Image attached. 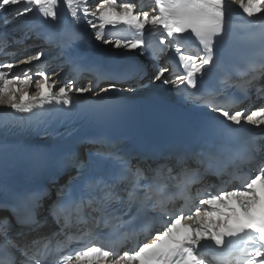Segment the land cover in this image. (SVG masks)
Wrapping results in <instances>:
<instances>
[{"label": "snow or ice", "instance_id": "1", "mask_svg": "<svg viewBox=\"0 0 264 264\" xmlns=\"http://www.w3.org/2000/svg\"><path fill=\"white\" fill-rule=\"evenodd\" d=\"M235 3L248 17L264 16V0ZM88 4L0 0V10L15 7V18L22 20L16 35L0 33V55L13 61L0 62L6 115L35 117L38 123L71 120L76 95L99 101L134 89L142 67L87 62L78 47L86 43L78 29L83 21L95 40L138 50L157 64L174 55L182 74L158 66L149 83L171 84L213 118L194 146L132 152L99 140L86 158L66 151L55 168L67 178L56 180L54 197L41 188L0 204L8 212L0 216V264H264V85L255 83L264 78V55L259 64L236 63L226 42L230 0H154L151 13L123 0H99L94 11ZM61 6L72 26L63 35L46 31ZM117 25L127 26L131 38L117 32L109 40L106 27ZM146 33L158 34L157 51ZM29 40H42L45 47L17 59L32 47ZM47 58L68 70L66 81L49 75ZM21 64L38 70L13 75ZM169 72L174 79L166 78ZM85 73L91 77L87 86H78ZM252 90L260 105L238 108L236 94L248 99ZM13 123L0 121V130Z\"/></svg>", "mask_w": 264, "mask_h": 264}, {"label": "bare ground", "instance_id": "2", "mask_svg": "<svg viewBox=\"0 0 264 264\" xmlns=\"http://www.w3.org/2000/svg\"><path fill=\"white\" fill-rule=\"evenodd\" d=\"M123 1H127V0H123ZM99 2V0H89V8L92 9L93 7H96V4ZM137 2L141 5V8L144 9L146 8L145 11H149L151 13L152 9L155 7V4L151 7L152 4V0H137ZM231 2H235V0H230V4ZM238 4H236V6L234 7L231 4V8L229 11V14L231 16H244V19L253 23L254 26H257L263 19L264 16H259V17H248L245 13H243V11L241 9L238 8L237 6ZM147 6H150L147 8ZM15 13V7H10L6 10H0V33H1V28L8 27L10 25L8 24H4L2 27V21L7 17V19L11 20V22H16L17 24H21L22 20L20 19H16L14 16ZM58 15H59V19L55 22H50L49 25L46 26V31H58L61 35L64 34V32L66 31V29H68L69 27H71L72 21L70 20V16L67 12V10L61 6L58 9ZM92 18V17H89ZM24 20H28L30 19L29 17H24ZM240 21H243V19L241 17H239ZM122 25H117L115 28H113V26H107L105 31L108 33L107 38L109 40H114L115 36L113 35V33ZM78 28L81 31V34L84 37V40L86 41L85 44L83 45H78V47H82L85 53H88L89 55L92 56H96L99 58H104L107 55H115V56H119V55H124L126 52L131 51L133 54L138 55L140 57V59L143 61V69L144 72L142 74H144V78L142 80L139 79H135V87L133 90H128L125 91L123 93V95H119L118 93H109L107 96V99H119V100H124V101H128V100H132V99H139L143 96L148 95L152 90L157 89V88H167L170 92H172L174 90V87L171 84H164L160 81H155L152 80L151 83H149V80L151 78V75L153 72H155L157 70V67H163V66H168L167 63L165 62L164 59L160 60L157 64V62L152 61L151 59H147L145 57H143L138 50H128V49H117L114 46L110 45V44H104L102 41H97L94 38V31L89 28L88 26H86L84 24L83 21L80 22V24L78 25ZM4 32H11L10 35H16L17 34V28L15 30L12 31H4ZM148 35L153 36V34H149ZM157 36V35H156ZM155 37V36H154ZM39 47H45L44 44L39 45L35 48H31L29 49L26 53H24V55L19 56L17 59L19 60H23L26 59V57L28 55H35L36 51L39 50ZM15 49H9V51H14ZM13 62L9 57L4 56V55H0V62ZM28 68H31L33 71H37V68L34 67H30L28 65H24L21 64L18 68L13 69V75L15 74H20L22 71L27 70ZM47 71L49 73V75H52L53 73H58L59 74V79H61L62 81H66V79L69 77V72L68 70L65 68L63 70H61V67L58 66L57 63H53V65H49L47 68ZM68 72V73H67ZM90 76V74L85 73L84 77L80 78L78 80V86H87L88 83L85 84V80H88L87 78ZM166 78L168 80H172L169 76V74H166ZM118 87H121V85H119ZM122 87H124L125 89L128 88V85L125 84ZM35 89L34 86L29 88V92L30 93H34ZM257 95V94H256ZM255 95V96H256ZM255 96H252L253 98ZM74 98H80V99H95L94 96L89 97L87 95L85 96H79L76 95L74 96ZM6 111H10L8 109L5 108V106H0V113H5ZM63 134V132H58V131H52L49 133H46L44 135H39L37 137H35V141L38 144H45V143H51L54 142L55 140H57L61 135ZM89 148H91V146H88ZM0 148H2V145H0ZM1 153V151H0ZM6 162L9 163V161L6 160H2L1 161V165H4ZM52 185H50L47 189L48 190H52ZM5 213V211H1L0 210V214Z\"/></svg>", "mask_w": 264, "mask_h": 264}, {"label": "rangeland", "instance_id": "3", "mask_svg": "<svg viewBox=\"0 0 264 264\" xmlns=\"http://www.w3.org/2000/svg\"><path fill=\"white\" fill-rule=\"evenodd\" d=\"M7 18V17H6ZM4 24L2 23L1 27L3 26ZM68 73V72H67ZM86 82V81H85Z\"/></svg>", "mask_w": 264, "mask_h": 264}]
</instances>
